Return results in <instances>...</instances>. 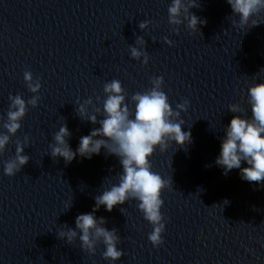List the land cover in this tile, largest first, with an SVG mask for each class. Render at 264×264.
Returning a JSON list of instances; mask_svg holds the SVG:
<instances>
[{"label":"clouds","instance_id":"1","mask_svg":"<svg viewBox=\"0 0 264 264\" xmlns=\"http://www.w3.org/2000/svg\"><path fill=\"white\" fill-rule=\"evenodd\" d=\"M226 2L231 6L233 16L239 17L238 22L232 21L235 27L245 29L249 24L251 27L260 24L254 17L264 13V0ZM198 7L197 0H171L167 9L168 23L173 26L176 34H179V26L185 21L186 27L192 32L200 31L199 26L206 21L190 11ZM150 24L151 21L143 20L139 23V28L144 31ZM163 42L173 45V41L167 37ZM129 52L131 59L141 61L143 58L142 64H148L150 57L142 36L136 38L135 46H129ZM23 78L28 90L34 95L27 101L22 95H9L6 121L0 116V127L6 130L0 132V155L6 151L11 138L21 129V121L29 106L37 107L42 99L39 95L42 88L40 79H34L31 71H25ZM150 83V88L131 96L134 109L126 101L127 93L120 80L113 79L105 83L102 107H98L96 103L100 102V97H96V102L89 97L83 103L77 101L76 104V112L82 120L100 126L93 128L89 135L81 136L75 151L68 142L72 133L66 123L53 134V143L49 144V154L53 160L63 158L66 164H70L77 156L91 159L93 155H99L102 148L106 155H114L119 159L122 171L115 175L117 183H111L101 194L94 197L92 212L77 215L75 228L64 224L57 232L58 237L66 240L68 244L78 238L81 249L89 255H94L97 245L102 243L105 247L103 258L112 262L124 255L117 247L121 237L116 228H106L104 225L107 220L104 217L97 218L95 213L101 206L111 212L114 207L124 205L129 200L138 201L139 211L152 226L148 239L154 247L159 248L164 243L162 234L165 231V217L161 211L164 205L162 194L173 186L171 176L164 179L152 170L150 158L157 149L161 153L165 152L173 142L178 147H185L192 142L191 131H183L185 121L181 119V113L187 112L190 102L185 99L174 110L163 91V77H153ZM248 104L250 117L240 115L244 109L239 104L228 106V111L234 115L225 128V136L221 140V150L215 164L223 169L225 176L239 169L241 179L259 184L264 182V82L255 83L248 88ZM29 141L27 135L23 141H15V155L3 162L4 175L15 176L29 162L30 156L25 154ZM242 162H246L248 167L242 168ZM71 207L72 203L66 205V211ZM120 211L124 214V208Z\"/></svg>","mask_w":264,"mask_h":264}]
</instances>
